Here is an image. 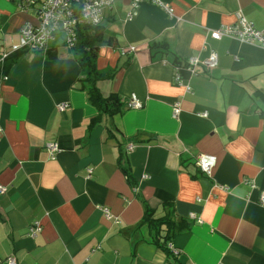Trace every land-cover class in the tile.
<instances>
[{"label": "crops", "instance_id": "obj_1", "mask_svg": "<svg viewBox=\"0 0 264 264\" xmlns=\"http://www.w3.org/2000/svg\"><path fill=\"white\" fill-rule=\"evenodd\" d=\"M160 1L172 15L151 1L133 17L132 0L105 10L96 64L115 73L97 86L125 109L102 124L63 46L54 57L16 52L1 76L0 264H264V47L212 37L239 16L263 29L264 0ZM35 20L0 0V64ZM213 51L214 68H188ZM133 95L141 107L129 106ZM202 154L216 157L211 175ZM148 207L190 221L173 239L176 257L142 223Z\"/></svg>", "mask_w": 264, "mask_h": 264}, {"label": "built area", "instance_id": "obj_2", "mask_svg": "<svg viewBox=\"0 0 264 264\" xmlns=\"http://www.w3.org/2000/svg\"><path fill=\"white\" fill-rule=\"evenodd\" d=\"M117 0H16L21 9L31 11L36 17L34 22L25 23L19 33V41L12 46V51L2 57V61L9 55L21 51H33L46 53L56 47L61 40L63 47L72 50L79 42V28L82 26H98L103 23L105 10L112 7ZM145 1L154 2L163 7L169 14H173V8L160 0H132V9L129 17L137 14L140 4ZM239 25H223L212 31V37L220 39L223 36H235L243 41L257 43L264 47V28H257L252 22H249L242 16H239ZM59 46V45H58ZM133 50V48H131ZM218 63V54L212 52L206 59L199 60L190 58L188 68L193 72L198 65L208 69L214 68ZM179 70V69H178ZM178 79L182 77L178 75ZM190 90V86H187ZM129 106L141 107V102L135 95L129 103ZM63 107H69L68 103ZM179 104L174 106V113L179 112ZM52 157L58 147L55 143L48 144ZM216 164V157L209 154H202L197 159V165L200 169L211 175ZM1 191L5 187L0 186ZM259 203L264 204V191L259 197ZM109 213V209L105 210ZM29 233L37 235L41 230L40 223L30 226ZM173 247V245H172ZM5 264H17L15 257L9 256Z\"/></svg>", "mask_w": 264, "mask_h": 264}, {"label": "trees", "instance_id": "obj_3", "mask_svg": "<svg viewBox=\"0 0 264 264\" xmlns=\"http://www.w3.org/2000/svg\"><path fill=\"white\" fill-rule=\"evenodd\" d=\"M108 41V33L103 24L98 26H82L79 28V42L74 49H68L78 60L82 68L83 74L79 78V81L82 83L81 87L88 89L90 100H92L100 111L98 116L93 120L97 124H102L103 121L107 119V116L112 117L117 113H121L125 109L124 102L119 93L112 92L109 95L104 96L97 86L98 81L113 77L115 73V71L112 70L104 71L98 69L96 64L100 48ZM54 50L55 48L47 51V55H49V57H54ZM23 51L27 50H21L17 53H22ZM15 53L9 55L5 58V61L0 64V78L3 74L8 72V68L13 64V58L16 57ZM107 135L108 137L116 136L114 127L107 126ZM130 140H132L133 143L143 142L142 140H139V138L135 139V137H131ZM123 169L125 173L128 172L124 166ZM129 180H131L130 177ZM168 204L172 205L170 201H168ZM154 213V209L148 207L142 223H146L152 233L155 230L153 239L154 243L157 244L169 257H176V250L172 247L173 239L179 232L190 230L191 223L185 217L175 218L172 215L156 217L154 216Z\"/></svg>", "mask_w": 264, "mask_h": 264}, {"label": "rangeland", "instance_id": "obj_4", "mask_svg": "<svg viewBox=\"0 0 264 264\" xmlns=\"http://www.w3.org/2000/svg\"><path fill=\"white\" fill-rule=\"evenodd\" d=\"M103 24H106V21H103ZM57 45H59V46L61 45V40L58 42ZM12 46H13V45H12ZM65 48H66V47H65ZM67 49H68V48H67ZM11 51H12V47H11ZM11 51H10V52H11Z\"/></svg>", "mask_w": 264, "mask_h": 264}]
</instances>
